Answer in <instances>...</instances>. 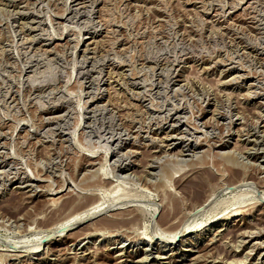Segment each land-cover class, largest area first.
I'll list each match as a JSON object with an SVG mask.
<instances>
[{
  "label": "rangeland",
  "instance_id": "rangeland-1",
  "mask_svg": "<svg viewBox=\"0 0 264 264\" xmlns=\"http://www.w3.org/2000/svg\"><path fill=\"white\" fill-rule=\"evenodd\" d=\"M181 258L264 264V0H0V264Z\"/></svg>",
  "mask_w": 264,
  "mask_h": 264
},
{
  "label": "bare ground",
  "instance_id": "bare-ground-1",
  "mask_svg": "<svg viewBox=\"0 0 264 264\" xmlns=\"http://www.w3.org/2000/svg\"><path fill=\"white\" fill-rule=\"evenodd\" d=\"M216 16H217V15H216ZM62 17H63V15H62ZM251 18H252V17H251ZM78 39H79V38H78ZM95 43H96V42H95ZM226 82H227V81H226ZM226 84H227V83H226ZM225 94H226V93H225ZM88 101H89V100H88ZM86 104H87V103H86ZM93 108H94V107H93ZM55 117H56V116H55ZM174 117H175V116H174ZM50 118H51V117H50ZM48 122H49V121H48ZM258 126H259V125H258ZM118 139H119V138H118ZM237 139H238V138H237ZM220 142H221V141H220ZM215 147H216V146H215ZM251 148H252V147H251ZM156 150H157V149H156ZM220 154H221V153H220ZM97 158H98V157H97ZM90 161H91V160H90ZM191 162H192V161H191ZM192 165H193V164H192ZM10 166H11V165H10ZM102 173H103V172H102ZM201 173H202V172H201ZM208 175H210V174H208ZM107 176H108V175H107ZM200 176H201V174L199 175V178H198V177H197V178H198V180L201 179V181H203V185H202V187H201V191H200L199 189L196 190L197 192L200 191V195H199V194L195 195V193H194L195 191H193V192H189V190H192V189H189V188H188L189 190H188V192H187L188 195L185 194V196H186V200H187V198H188L189 201L191 202L192 206H193V207H192V208H193L192 210H194L195 207L201 206L200 204L196 206V204H198L197 202H200V203H201V201H195V199H199V198L202 199V198H204V197L209 198L210 196H211V198H214V197H212V196H214V195H212V194H213V193H216V192L219 190V189H218L219 186H218V188H216V190L218 189L216 192H214V189H211V188L208 187V186H209V183H212V182L209 181L210 176H209V178L207 177V175H206V176L203 175V176H201V177H200ZM197 178L195 177L196 180H197ZM214 178H215V177H214ZM191 179H192V178H191ZM240 179H241V178H240ZM243 179H244V178H242L240 181H242ZM210 180H211V178H210ZM211 181H212V180H211ZM235 181H236V180H235ZM193 182L196 183L195 180H193V181L191 180V182L188 183L187 185H190V184H192ZM231 182H233V181H231ZM231 182H230V183H231ZM237 182H238V179H237ZM244 182H245V181H244ZM244 182H243V183H244ZM198 183H199V181H198ZM234 183H235V182H234ZM212 184L214 185V182H213ZM212 184H210V186H211ZM241 184H242V183H241ZM194 185H195V184H194ZM194 185H193V186H194ZM200 185H201V183H200ZM213 185H212V187H213ZM228 185H229V184H228ZM228 185H227V186H228ZM232 185H233V183H232ZM232 185H231V186H232ZM234 185H236V184H234ZM220 186H221V185H220ZM183 187H184V186H183ZM183 187H182V188H183ZM187 187H189V186H186V188H187ZM207 187H208V189H207ZM215 187H216V185H214V188H215ZM221 188H222V187H221ZM228 188H230V187H228ZM183 189H184V188H183ZM183 189H182V190H183ZM112 190H113V189H112ZM222 190H223V189H222ZM220 191H221V190H220ZM57 192H58V191H57ZM184 193H185V190H184ZM191 193H192V194L194 193V196H193ZM198 193H199V192H198ZM30 195H31V194H30ZM164 196H165V195H164ZM91 198H92V197H91ZM103 198H104V197H103ZM182 198H183V197H182ZM49 199H50V198H49ZM117 199H118V197H117ZM204 199H205V198H204ZM54 200H55V199H54ZM54 200H53V199H52V200L50 199V201H51V205L55 202ZM59 200H60V199H59ZM186 200H185V201H186ZM202 200H203V199H202ZM209 200H210V199H209ZM91 201H93V199H92ZM95 201L99 202L98 200H95ZM105 201H106V200H105ZM122 201H123V200H122ZM122 201H121V202H122ZM204 201H206L207 203L209 202L208 199H206V200H204ZM204 201H202V203H203ZM48 202H49V201H48ZM116 202H117V201H116ZM121 202H120V203H121ZM164 202H165V201H164ZM176 202H177V201H176ZM187 202H188V200H187ZM46 203H47V201H46ZM90 203H93V202H90ZM106 203H107V202H106ZM108 203H109V202H108ZM128 203H129V202H128ZM160 203H161V202H160ZM173 203H174V202H173ZM177 203H178V205H180L179 202H177ZM177 203H174V205H173L171 208H169V210L167 209L166 212L164 211V212L159 216V223H160V226H161V225L164 226V225H166V224L168 225L169 220H171V219L173 220V217H174V216L171 217V215H173L174 212H175L176 210L178 211V207H179V206H178V205L175 206V204H177ZM188 203H189V202H188ZM202 203H201V204H202ZM47 204H48V203H47ZM94 204H95V205L92 206L91 208H90V206H91L92 204H91L90 206H88L89 208H88V210L86 209V211H85L84 208H87V206L84 207V208H82L81 210H84L85 212H84V211H82V213H81V212H80V213L77 212V215H78V216L76 215L75 218H72V219H70V220L67 219L66 224H64V225H62V226L60 225V223L62 222L61 220H60V223L57 222V223L59 224V226H61V228H59L58 225H57V227L59 228V230H58V229H57V230H58V231H61V230H64V229H66V228L68 229V227H71V226H73V225L80 224V223H83V224H84L85 222H88L89 220H91V219H93V218H96V216L100 215L101 212H105V213H106V211H107L108 209H110V208H115V207L117 206V205L115 206V204H112V203H111V204H107V205H104V203H100V204L94 203ZM183 204H185V203H183ZM191 204H190V205H191ZM204 204H206V203H204ZM209 204H210V202H209ZM44 205H45V204H44ZM86 205H87V204H86ZM130 205H131V204H130ZM188 205H189V204H188ZM190 205H189V206H190ZM45 206H46V205H45ZM118 206H119V204H118ZM177 206H178V207H177ZM183 206H184V208H185V206H187V205L185 204V205H183ZM189 206H187L186 208L189 209V208H188ZM202 206H205V205H202ZM202 206H201V207H202ZM157 207H158V206H157ZM180 207L183 209L182 206H180ZM205 207H206V206H205ZM207 207H208V204H207ZM46 208H47V207H46ZM120 208H121V207H120ZM154 208H155V207H154ZM190 208H191V206H190ZM199 208H200V207H199ZM118 209H119V207H118ZM126 209H127V208H126ZM128 209H129V208H128ZM152 209H153V208H152ZM152 209H151V210H152ZM187 209H185V210L188 212ZM197 209H198V208H197ZM141 210H142V209H141ZM179 210H180V208H179ZM189 210H191V209H189ZM198 210H199V209H198ZM127 211H129V210H127ZM127 211H126V212H127ZM153 211H154V210H153ZM177 211H176V212H177ZM180 211H181V210H180ZM182 211H183V210H182ZM200 211H201V209H200ZM234 211H235V210H234ZM240 211H242V210H239V213H240ZM119 212H120V210H119ZM121 212H123V211H121ZM131 212H132V211H131ZM131 212L129 211L128 213L130 214ZM139 212H140V211H139ZM150 212H151V211H150ZM176 212H175V213H176ZM183 212H185V211H183ZM195 212H196V211H195ZM232 212H233V211H232ZM78 213H79V214H78ZM112 213H113V212H112ZM117 213H118V212H117ZM117 213H116V214H117ZM145 213H146V212H145ZM178 213H180V212H178ZM189 213H190V211H189ZM237 213H238V212L235 211L234 213H232V215L230 214L231 216L229 217V219H233V218L237 215ZM41 214H42V213H41ZM72 214H73V213H72ZM72 214H71V215H72ZM116 214H114V215H116ZM121 214H122V213H121ZM123 214H124V213H123ZM129 214H128V216H129ZM153 214H154V212H153ZM153 214H152V215H153ZM184 214H185V213H184ZM71 215H70V216H71ZM102 215H103V213H102ZM130 215H131V214H130ZM187 215H188V214H187ZM73 216H74V215H73ZM123 216H124V215H122L121 217H123ZM125 216H127V214H126ZM128 216H127V217H128ZM150 216H151V215H150ZM185 216H186V215H185ZM71 217H72V216H71ZM71 217H70V218H71ZM118 217L120 218V214H119ZM118 217L116 216V218H118ZM127 217H126V218H127ZM129 217H130V216H129ZM129 217H128V218H129ZM131 217H133V216H131ZM131 217L129 218L130 220H131ZM152 217H153V216H152ZM170 217H171V218H170ZM223 217H224V216H223ZM63 218H64V217H63ZM66 218H69V215H68V217L66 216ZM66 218H65V219H66ZM113 218H114V216H113ZM119 218H118V220H114V219H112L111 217H109V218H104V219H103V222H102V221L100 222L101 224L99 225V227L102 226L101 229H104V230H105V229H108V230H111V229H112L111 231H117V230H113V228H114V229H119V228H118L119 225H120V227L125 226V225H124L125 223L122 221V218H120L121 220H120ZM126 218H125V219H126ZM137 218H138V217H137ZM137 218H136V219H137ZM149 218H150V217H149ZM151 219H152V218H151ZM184 219H185V218H184ZM220 219H221V218H220ZM229 219H228V220H229ZM63 220H64V219H63ZM134 220H135V219H134V217H133V220H132V221L134 222ZM181 220H182V219H181ZM127 221H129V220L127 219V220H126V223H127ZM132 221H131V222H132ZM133 222L130 223V224H133ZM180 222H181V221H180ZM214 222H215V221H213L212 223H214ZM57 223H55V225H56ZM63 223H65V222H63ZM171 223H172V222H171ZM171 223L169 222V225H168L169 227H170V224H171ZM249 223H250V222H249ZM121 224H123V225H121ZM126 225H127V224H126ZM180 225H181V224H180ZM116 226H118V227L115 228ZM246 226H247V225H246ZM52 227H53V226H52ZM164 227H165V226H164ZM164 227H163V231L167 230V229L164 230ZM169 227H168V230L171 229V227H170V229H169ZM173 227H175V226H173ZM181 227H183V226H181ZM181 227H180V228H181ZM205 227H206V226H205ZM205 227H204V228H205ZM215 227H216L215 224H210L209 227H206V229H204V230L202 229V231H200V232H199V233H198V234L192 239L193 242H191V243H192L193 246H192L191 248H194L195 245L198 243V241H200L201 238H204L208 233H210V232H214V231H215V230H214ZM54 228H56V227H54ZM54 228H53V229H54ZM96 228H97V227H96ZM149 228H150V227H149ZM166 228H167V227H166ZM180 228L178 227L179 230H180ZM49 229L53 230L52 228H49ZM99 229H100V228H99ZM156 229H157V228H156ZM178 229H177V227L172 228V230H173V232H171L172 235L170 236V234H169L170 237L167 239V242H166V243H167L166 245H167L168 247H170L171 245H173V244H175L177 241H179L180 239L177 240L178 237H184V236H186L185 233H184V234H182V232H181V234L177 233V232H179ZM247 229H248V228H247ZM247 229H246V230H247ZM251 229H252V228H251ZM168 230H167V231H168ZM172 230H171V231H172ZM175 230H177V231H175ZM216 230H217V229H216ZM246 230L244 231V234H245ZM58 231H56V232H58ZM158 231H159V230H158ZM181 231H182V230H181ZM187 231H188V230H187ZM247 231H248V230H247ZM42 232H43V231H42ZM44 232H45V231H44ZM160 232H161V231H160ZM160 232H159V233H160ZM169 232H170V231H169ZM184 232H185V231H184ZM248 232H249V231H248ZM152 233H153V232H152ZM162 233H163V232H162ZM215 233H216V232H215ZM240 233H241V232H240ZM240 233H239V234H236V235L238 236V235H240ZM50 234H51V233H50ZM53 234H54V233H53ZM107 234H108V233H107ZM177 234H179V235H177ZM241 234H243V232H242ZM247 234H249V233H247ZM112 235H113V234H112ZM163 235H164V234H163ZM167 235H168V234H167ZM187 235H188V234H187ZM250 235H251V234H250ZM250 235H248V238H249L248 240L251 241V240H253L254 238H253L252 236H250ZM160 236H162V234H161ZM164 236H165V235H164ZM164 236H162V237H164ZM212 236H213V235H212ZM240 236H242V235H240ZM246 236H247V235H246ZM253 236H254V235H253ZM166 237H167V236H166ZM243 237H244V236H243ZM243 237H242V238H243ZM254 237H255V236H254ZM164 238H165V237H164ZM164 238H163V239H164ZM255 238H256V237H255ZM257 238H258V237H257ZM160 239H161V238H160ZM165 240H166V239H165ZM211 240H212V239H211ZM244 240H245V239H244ZM147 241H148V240H147ZM190 241H191V240H190ZM79 242H80V241H79ZM151 242H152V241H151ZM187 242H188V241H187ZM149 243H150V242H149ZM209 243H210V242H209ZM212 243H213V242H212ZM187 245H189V244L187 243ZM237 245H238V244H237ZM146 246H148V245H146ZM155 246H156V245H155ZM163 247H164V246H163ZM250 247H251V246H250ZM147 248H148V247H147ZM165 248H166V246H165L164 248H162V249H165ZM248 249H249V248H248ZM192 251H193L192 249L189 250V252H192ZM249 252H250V251H249ZM247 254H248V253H247ZM249 254H250V253H249ZM197 257H198V256H197ZM186 258H187V257H186ZM247 258H248V257H247ZM160 259H161V258H160ZM181 259H182V258H181ZM184 259H185V258H183L182 260H179V261H177V262L175 261V262H176L175 264H178V263L181 264V263H183ZM135 260H136V259H135ZM144 260H145V259H144ZM141 261H142V259H141ZM189 261H190V260H189ZM229 261H230V260H229ZM221 264H222V263H221ZM223 264H224V263H223Z\"/></svg>",
  "mask_w": 264,
  "mask_h": 264
}]
</instances>
